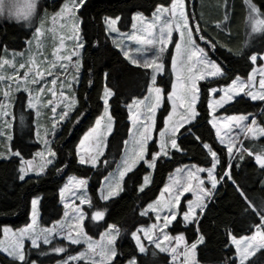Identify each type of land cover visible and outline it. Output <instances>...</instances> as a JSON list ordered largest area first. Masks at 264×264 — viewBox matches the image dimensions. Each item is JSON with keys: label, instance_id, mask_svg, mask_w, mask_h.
<instances>
[{"label": "trees", "instance_id": "trees-1", "mask_svg": "<svg viewBox=\"0 0 264 264\" xmlns=\"http://www.w3.org/2000/svg\"><path fill=\"white\" fill-rule=\"evenodd\" d=\"M58 1L61 0H55L54 3ZM171 2L172 0H84L77 12L80 38L85 46L81 51L76 107L55 131L50 147L56 157L42 175H31L21 181V158L14 155L0 159V236L5 226L18 229L29 223L30 203L34 197H39V222L42 227H49L59 220L62 216L59 190L67 177L74 176L88 181L91 198V207L86 210L88 214L96 211L105 213L104 218L94 224L89 218L85 220L87 234L95 238L110 225H115L119 230L116 240L117 256L113 264H125L132 258L138 264H173L169 255L152 245H147L145 252L139 253L132 233L152 221L150 215L144 216L141 213L156 199L170 173L188 164L210 166L211 156L203 148L202 140L217 152L220 160L218 177L223 176L226 166L230 165L235 184L228 180L219 183L196 223L185 225L179 217L168 231L172 235H183L188 245L198 242L200 236H203V242L198 243L195 250L198 264H239L230 242L231 237L239 239L251 236L259 228L261 220L247 208L235 185L238 184L247 193L257 209L264 210V169L254 159L255 154L264 153V136L256 140H245L243 151L229 159L209 123V90L212 87H226L237 77L247 78L254 67L250 57L264 54V30L252 35L247 22L250 7L264 14V0H185L196 40L207 48L209 57L221 67L222 75L199 83L196 105L198 115L193 123L179 132L177 143L180 150H172L169 156L158 158L151 171L143 163L137 165L123 179L122 190L116 197L106 201L98 197L101 182L116 167L128 137L127 107L146 95L150 81V71L130 64L114 45L106 32L105 18H118L117 29L127 32L135 14L149 17L157 7L168 6ZM32 24L14 20L0 22V62L8 52L24 48L25 42L32 35L34 23ZM170 56L171 49L165 58L164 72L157 79L164 94L169 93L172 82ZM106 88L113 93L109 99L113 130L107 139L103 155L93 168L78 163L76 149L81 136L102 111L101 98ZM24 97L23 92H18L13 101L14 121L10 145L12 152H19L23 160L27 161L38 151L39 144L35 137L34 118L32 112L25 107ZM167 111L168 104L165 102L158 119L161 120ZM217 114L253 115L257 124L264 126V102H254L244 96L226 104ZM154 150L155 145L151 143L149 152ZM250 152L253 155H249ZM146 175L151 177L150 183L140 191ZM56 247H63L66 251L57 254L53 251ZM79 248L80 246L56 241L40 245L39 248L25 243L23 251L27 264H55L64 255L76 252ZM0 264L24 262L0 252ZM245 264H264V249L256 251Z\"/></svg>", "mask_w": 264, "mask_h": 264}, {"label": "rangeland", "instance_id": "rangeland-1", "mask_svg": "<svg viewBox=\"0 0 264 264\" xmlns=\"http://www.w3.org/2000/svg\"><path fill=\"white\" fill-rule=\"evenodd\" d=\"M54 2L55 0H35L36 7L32 10V13L29 16V19L26 21L22 19L18 21V22H23L26 24L34 23L31 37L25 42L24 48L22 50L15 51V52H8L5 56L2 57L1 62H0V64H3L4 60L10 61V63L7 66L0 67V76L6 77L5 80H0V103H2L5 106L3 112L7 113V115H5L3 114V112H0V125H2L4 121L8 122L7 127L0 129V131H4L6 133L5 135L0 136V159L9 158L10 154L14 153L11 150V145H10L11 139L8 138V137H12L11 132H12V125L14 121V116L12 114L13 101L16 98V95L18 92H23L25 94V97H24L25 107L26 109L32 112V115L34 118L33 120H34V125H35V137H36L37 143L39 144V149L30 160L21 161V167L23 166L25 167V169H27L29 166H31L32 168H35L37 171L39 170V167L44 164L45 160L49 158L47 152H45L43 157L37 156V153H40L44 150L43 140H48L51 143L54 137L53 135L55 131H57L61 127V125L65 122V120L69 117V115L73 111V109H68L69 111L68 117L62 121L59 120V115L65 111L66 101L64 97H67L69 95V92L74 93L76 97V89L78 85V82H76L74 83L73 88L68 89L67 87L62 88L59 82L53 85L51 81L53 79H57L58 81H64V80L72 81L73 76H75L78 81L80 79V71H81V51L82 49L77 48L75 56L73 57V61L79 60L78 66L75 63H71L69 65L70 70L67 73H65L63 69H60L59 67H57L54 74L52 76L45 75V77L43 78V80H41L39 85L31 83V78L36 74V71L38 68L41 71H43L45 68L52 66V63L56 61L57 56L67 55L72 52L73 46L77 43V40L67 39L69 35H78L79 40H81L80 32H79V27H80L79 18L75 20V27L76 29H78V33H74L73 32V21L70 19H67V13L61 16L56 15L57 13L60 12L66 0H61L56 3ZM172 2L168 6H164V7L171 8ZM20 7L23 12H27L28 10L27 0H20ZM79 9L80 7L78 6L75 10L74 15L76 17H78L77 12L79 11ZM155 12L156 10L149 17H144L140 14H135L132 17L131 27L129 31L127 32L119 31L117 29V24H116L115 27L117 31L109 33L107 25L105 24L106 32L108 36L111 38V40L113 41L114 45L120 51L122 56L130 64L134 66H141L144 64L145 61H152L156 59L157 55L159 54V48H160V44H159V39H160V34H161L160 30L161 28L165 27L166 22H170L172 25V32H173L172 39L174 42L168 44L164 53L162 54V62L165 66V58L168 54L169 49H171L170 72L172 76V82H171L170 91L168 94H164L162 87L157 84L158 76L162 75L164 70L163 72L153 73L152 68L150 67L147 68L150 71V81H149L147 93L143 98L134 100V101H144V103L142 105L141 104L133 105L131 112H130L129 107H127V112L129 116L128 118V122H129L128 137L124 143V147H123L120 159L118 160L116 167L114 168L113 171L107 174L106 177H104L101 182L100 188L98 190V197L100 200L106 201L105 198L108 195H112L108 198L110 199L112 197H116L120 193L122 189L123 180L120 179L119 173L120 171L124 170V162L128 160L130 157H132L134 152L139 151L137 141H139L142 138V133L144 132V127H145L144 121L147 120L148 118V108L152 106L153 104H156L157 102L156 101L157 94L155 93V91L153 90L152 92H149V86L152 84V80H151L152 75L153 74L156 75L157 79L155 82V87L160 88L161 92L159 94L160 96L159 107L157 108L156 114H155L156 115L155 124H153L149 128V131H148V135L151 137V139L148 142V151L146 153V159L149 161L151 160L153 154H156L158 151H160L159 146L165 140L169 141L168 146L170 148V135L171 134L169 133V135L161 136L160 135L161 132H164L166 128L168 129H171L174 127L178 128L179 130L175 133V138L177 139L179 132L183 128L189 125V124H186L184 127H179L178 122L180 121L182 115L187 114L186 107L188 104V98L190 97V85H191L190 77H192L193 75H198L201 72H206V71L211 70L210 65L206 64L205 62H202L200 60L199 55L192 57L191 60L188 59L191 52L195 51V49L192 47V43H190L189 41L194 42L197 47L205 48V46L201 43V41L196 40V36H195L196 32L193 30V27H192L193 25L191 23V17L189 15V10L187 9V4L185 3V0L183 4V12H184V15L188 18L189 29H191V31L184 30L183 36L181 35V31L177 30L178 28L183 27V22H181L178 25L176 19L172 18L168 14L161 15L160 20H154L153 17H154ZM9 20L17 21L16 19L9 18L7 13H5L4 15H0V22L9 21ZM247 22H248L249 31L252 35H257L264 30V14H260L253 7H250ZM149 23H153L155 26L152 28H149L148 27ZM37 27H41L44 33L39 38V40L34 39L35 29ZM254 28H255V31H254ZM129 37H135V38L130 39ZM62 38H63V44L61 43ZM142 39L143 40L152 39L155 41V43L153 44L143 43L141 42ZM30 41H31V45L29 44ZM176 43L181 44L180 50L176 49L175 47ZM125 52L128 53V58L125 57L124 55ZM261 57H264V54L261 55ZM174 58H175V63L173 62ZM208 58L213 63H216L209 57V55H208ZM132 61H135V63H133ZM21 64H26L27 66L21 69L20 68ZM77 67H78V71H77ZM29 69H31V71H29ZM25 72L29 73L28 78H25L23 76ZM261 72H264V58L254 63L253 70L247 76V78L245 79L240 78V79L247 82L248 77L252 75L254 77V80L252 82L253 84L252 90L256 91L259 89V79H260ZM212 78H215V77H209L206 80H209ZM200 82L202 81H195L198 87H199ZM17 84H19V88H17ZM42 88L45 90L41 91ZM222 88H225V87H222ZM49 89L54 90L57 94L53 96L52 92L48 91ZM61 91H63L64 97L60 96ZM5 93H7V97H5ZM173 93L175 94L174 95V101L176 105L175 113H173V100L168 99V96ZM223 94H224L223 92L216 94L215 99H219L220 96H222ZM110 97L108 99H110ZM30 99L32 100V104H33L31 108H29ZM212 100H213V97L211 96L209 105L212 102ZM49 101H52L51 106L48 105ZM165 102H167L168 104V111L164 116L161 117V120H159L158 115H159V112H161ZM197 102H198V99L196 101V105H197ZM130 104H132V102ZM180 105H185V107H181ZM52 107L56 108L55 114L51 110ZM220 109L221 108L210 109V120L209 121H212L213 123L217 124V127H213L212 123H210L212 129L214 130L217 141L219 142L220 145H222L219 139L217 138L216 132H217V128H220L222 132L224 131L223 125L225 121L222 118L226 116L217 114ZM104 114H105V107H104L103 100H102V111L100 115L96 117L91 127H89L88 130L81 136L78 142V145L80 144V141L85 137V135L88 134L90 130L96 126V120L100 118L101 116H104ZM130 114H139L140 120L134 123L133 120L130 119ZM108 115L111 117L109 105H108ZM234 116H239V115H234ZM249 116H252L255 119V116L253 115H249ZM169 117L171 118L170 120H169ZM217 117L221 119L217 121L216 119ZM195 120H193L191 123H193ZM57 122H58V126L56 130L54 132L51 131V129L53 128V124ZM246 123L250 124V121H247ZM112 130H113L112 117L110 121L107 118H105V120L102 122V126L100 129V132H102L103 135L100 137V139H97V135L93 134V136L90 138V140L86 144V147H90L91 149H93L91 153L92 155H98V153L95 152V149L97 146H99V152L104 153L106 149L107 139L109 135L111 134ZM243 132L244 130L242 128H236L235 126H233L232 131L228 133V136L225 137L226 144L222 145L225 148L226 152H227V146H226L227 140L230 137H233L239 134V139L240 141H242V143H240L238 146L242 149H243V142L245 140H256L260 137H263V136H253L250 133L247 135H244ZM37 133H39V135H37ZM151 143L155 145V150L152 152H149V147ZM240 153L241 152L237 151L235 152V155L231 157L227 153V156L229 159H233L236 155ZM102 155H99V159L101 158ZM76 156H77V149H76ZM160 157H167V156H160ZM99 159L96 161V165ZM254 159H255V156H254ZM77 160L79 163L78 156H77ZM25 162H31V165H28ZM140 163H143V162H140ZM82 165L93 167L92 164L90 163L82 164ZM48 166L44 168L43 173L45 172ZM196 168H199V167L195 165H191V164L176 168L172 173L168 175L166 179V183L160 190L156 199L150 202L144 208L142 212H144L150 204H156L158 201L160 202L171 201L172 197L168 193H164V189L166 187L172 188L174 192H182L183 186L188 183H191L193 185V190L183 194L179 208L176 209L178 213V218L180 217V219L184 222V224L188 225L183 220V213L187 210L189 201L195 202L196 196L199 195V190L197 188L198 181L197 180L190 181L188 179L187 174L189 170L195 171ZM149 169L150 171L152 170V168H149ZM31 175L37 176L35 171H31V172H28L26 177L31 176ZM197 175L201 179H204L206 182L208 181L206 172L197 173ZM215 175L218 177L217 168L215 169ZM80 180L87 181V179L77 178L74 176H69L64 180L59 190V203L62 208V216L59 220L52 223L49 227H42L39 222V217H40L39 209H38L39 197H34L33 199L38 200V204L36 207L37 215L35 217V227L29 229V226L33 224V208H32L33 199H32L30 203L29 223L18 229H12L8 226L3 227L2 234L0 236V242H3V243L0 244V247L10 248L11 245L15 241H18V240H20L24 245L25 243H28L32 247L31 239L29 238L30 236H34L35 234H40L42 230L45 228L53 229L55 227V231L52 234V236L51 234H49V238L51 239L52 242L63 241L72 246H80V248L76 252L64 255V257L60 259V261L56 262L55 264H64V262L66 260H69L70 257L80 256L81 253H86L85 258L72 260L71 264H77L78 262L93 264V261H95V264H101L102 257L100 253L106 250L107 247H109L107 243V238L105 237V233L108 232L109 226L105 231L97 235L95 238L87 234L85 226H84L85 220L89 218L92 224H94V222H97V221H93L91 219V215L94 212H91L88 214V212L86 211L87 209H90L89 204L85 203L83 205H80V200L77 199V196H85L91 203L90 194L88 192V181L86 185H84L83 187H80L78 186V183H76ZM176 181H179V183H176ZM205 187L210 188L211 187L210 182L206 183ZM66 188L70 192H75L76 196L70 195L69 191H66L65 196L62 197L61 191ZM215 190H213V193L215 192ZM212 196L204 197L205 206L210 201ZM73 203H75L76 205H79L82 208V210L86 213V219L83 221V231H84L85 237L88 238L91 244L93 245L95 249L94 251L89 249V243L87 242H82L80 244H71L67 240V234L69 232L72 233L73 238H76L75 235H77V232L80 231L78 227L77 229L75 227L76 221L72 214V208L70 207V205ZM65 212L69 213L67 217L65 216ZM167 212H168V208L165 207L162 211L149 212L148 214L144 215V216L150 215L151 220H152L149 225L138 228V229H143L142 232L138 233V236L141 239V243L145 247V250H146L147 245H152L157 250L169 255L173 264H174L173 262L174 257H177L175 264H198L196 261L195 252L191 250L192 244L191 245L187 244L188 245L187 248H185L184 246V243L186 242L177 245V241H175L174 239L177 235H172L168 231L171 225L176 220L169 227L164 228L162 217L163 215L167 214ZM200 214L201 213L198 214V217ZM157 215L161 216V219H157L156 218ZM153 224L158 225V228L153 229L152 227ZM4 229H9L10 231L5 233ZM25 230H29L28 235H25L23 236V238H21V233L24 232ZM257 230L258 228L256 229V231ZM256 231L251 236H253L256 233ZM167 235L169 237H172L173 239L169 241L166 238ZM63 236H66V239L62 238ZM81 238L82 240L84 239L83 237ZM132 239L136 245L138 252L142 253L139 251L137 242L133 238V236H132ZM116 240L117 238L112 244V246L115 248V251H116ZM230 242L235 250V253H236L235 257L237 259V262L240 264V258L237 254L236 246L235 244L232 243V239L230 240ZM40 245H44L42 241ZM173 249H176L177 252H173ZM258 250H260V248H253L251 253L248 255V258L251 257V255H253ZM1 253L13 259V257L9 255L7 252H1ZM57 254H63V253H57ZM133 259L134 258L130 260H133ZM130 260H128L125 264H129ZM105 264H107V261H105Z\"/></svg>", "mask_w": 264, "mask_h": 264}, {"label": "snow or ice", "instance_id": "snow-or-ice-1", "mask_svg": "<svg viewBox=\"0 0 264 264\" xmlns=\"http://www.w3.org/2000/svg\"><path fill=\"white\" fill-rule=\"evenodd\" d=\"M83 2H84V0H66L65 4L62 6L60 12L56 14L57 16H61L65 13H67V19H70L73 21V32L74 33H78V29H76V27H75V20L78 19V17H76L74 15V13H75V10L78 6L79 7L83 6ZM183 4H184V0H173L171 8L160 6L156 9V12L154 14L153 19L154 20H160L161 15L168 14L172 18L176 19L178 25L181 22H183V27L177 29V30L181 31V35L183 36L184 30L191 31V29H189L188 18L184 15V12H183ZM35 7H36L35 0H27V9L28 10H27V12H23L21 10V7H20V0H0V15H4L5 13H7L9 18L16 19L17 21H19L21 19L26 21L29 19V16L31 15L32 10ZM117 22H118V18H116V19L105 18V24L107 25L109 33L117 31V29L115 27ZM154 26L155 25L153 23L148 24L149 28H152ZM198 30L199 29H197V31ZM254 31H255V28H254ZM160 33L161 34H160V39H159V44H160L159 54L157 55L156 59H154L152 61H145L144 64L141 65L144 68H149V67L152 68L153 73L163 72L164 64L162 62V54L164 53L167 45L174 42L172 39V37H173L172 25L170 22H166L165 27L161 28ZM43 34L44 33L42 31V28L37 27L35 29L34 39L39 40V38ZM129 38L133 39L135 37H129ZM67 39H69V40L76 39L77 40V43L73 46L72 52L67 54V55L57 56L56 61L52 63V66L45 68L43 71H41L38 68L36 71V74L31 78V83L39 85L41 80H43V78L45 77V75L52 76L54 74V72L56 71L57 67H59L60 69H63L65 71V73H67L70 70L69 65L71 63H75L77 66L79 65V60L73 61V57L75 56L77 48L82 49L85 46L84 42L79 40L78 35H69L67 37ZM201 39H204L203 36H201ZM141 42L147 43V44L155 43V41L152 39H148V40L142 39ZM189 42L192 43V47L195 49V51L191 52L188 59L191 60L192 57L199 55L200 60L202 62H205L206 64L210 65L211 70L206 71V72H201L198 75H193L192 77H190L191 85H190V97L188 98V104L186 107V113L187 114L181 116V119L178 122L179 127H184L186 124H191V122L193 120H195V118L198 115V113L196 111V101H197L198 95H199V87L195 83V81H203L209 77H217V76L222 75L221 67L218 66L217 63H213L208 58L209 53H208L207 48L206 47L205 48L197 47L194 42H191V41H189ZM61 43L63 44V38L61 40ZM29 44L31 45V41L29 42ZM175 47L177 50H180L181 44L176 43ZM124 55L126 58H128L127 52H125ZM262 58H264V57H261L259 55H253L250 57V59L253 63H256L257 61H259ZM132 62L135 63V61H132ZM173 62L175 63V58H174ZM9 63H10V61L4 60L3 64H0V67L7 66ZM26 66H27L26 64H21L20 68L23 69ZM29 71H31V69H29ZM77 71H78V67H77ZM23 76L25 78H28L29 73L25 72L23 74ZM5 79H6V77L0 76V80H5ZM156 79H157L156 75L153 74L151 77L152 84L149 86V92H152L153 90L155 91V93L157 94V96H156L157 102H156V104H153L152 106H150L148 108V118H147V120L144 121V125H145L144 132L142 133V138L139 141H137L139 151L134 152L133 156L124 162V170L120 171V173H119L121 180H123V178L125 177V175L127 173L132 172L140 162L145 163L147 165V167H149V168H154L155 164L157 162V159L160 156H169L171 154L170 150H180V147L177 143V139L175 138V133L179 129L175 128V127L171 128V129L166 128L164 132L160 133V135L165 136V135H169V133L171 134L170 135V148L168 146L169 141L165 140L159 146L160 151H158L156 154H153L150 161L146 159V153L148 151V142L151 139V137L148 135V131H149V128L153 124H155V120H156L155 114H156L157 108L159 107V99H160L159 94L161 92L160 88L155 87ZM253 80H254V77L252 75H250L248 77L247 82H245V81L241 80L239 77H237L235 80H233L225 88H219V87L210 88L209 95L213 97V100L210 103L209 108L210 109L222 108L228 102L234 101L237 97H239L241 95L248 97L252 101L264 102V72H261V74H260L259 89L256 91L252 90L253 89V84H252ZM58 82L61 84L62 88L67 87L68 89H71V88H73L74 83H76L78 81H77V78L75 76H73L72 81H67V80L58 81L57 79H53L51 81V83L53 85L57 84ZM17 88H19V84H17ZM44 90L45 89H43V88L41 89V91H44ZM48 91H51L53 96H55L57 94L54 90L49 89ZM221 92H223L224 94L222 96H220L219 99H215V95L219 94ZM112 95H113V93L109 89L106 88L104 90V94H103L101 99L103 100V104L105 107V114H104V116H101L100 118H98L96 120V126L93 127L88 134L85 135V137L80 141V144L77 146V156H78L80 164H89L90 163V164H92L93 167H95L96 161L99 159V155L103 154V153L99 152V146H97L95 149V152H97L98 155H92L91 153H92L93 149H91L90 147H86V144L90 140V138L93 136V134H96L97 139H100V137L103 135V133L100 132L102 122L105 120V118H107L109 121L111 120V117L108 115V105H109V99L108 98ZM174 95L175 94L173 93V94H170L168 96L169 100H173V113H175V107H176L175 101H174ZM60 96L64 97L63 91L60 92ZM5 97H7V93H5ZM64 99L66 101L65 111L59 115L60 121L66 119L68 117V115H69L68 109H74L76 107V97H75L74 93L69 92V95L67 97H64ZM143 103H144V101H133L132 104L128 105L130 112H131L133 105H135V104H141L142 105ZM48 105L51 106L52 101H49ZM32 106H33L32 100L30 99L29 108H31ZM180 106L185 107V105H180ZM4 107L5 106L2 103H0V112H3ZM51 110L54 114L56 113L55 107H52ZM3 114L7 115L6 112H3ZM130 119H132L133 122L136 123L137 121L140 120V115L139 114H130ZM170 119L171 118L169 117V120ZM216 119H217V121H219L221 118L217 117ZM222 119L225 121V123L223 125L224 131L222 132L220 128H217V132H216L217 138L219 139V141L222 145L226 144L225 137L228 136V133H230L232 131L233 126H235L236 128H242L244 130V132H243L244 135H247L250 133L253 136H264V126H259L257 124V120L254 119L252 116H249V115L226 116V117H223ZM247 121H250V124L246 123ZM166 123H167V121H166ZM209 123H212L213 127H217L216 123H213L212 121H209ZM7 126H8V122L4 121V123L2 125H0V129L5 128ZM57 126H58V122L54 123L51 131L54 132L56 130ZM5 134L6 133L4 131H0V136H3ZM37 135H39V133H37ZM8 138L11 139V137H8ZM43 142H44V150L40 153H37V156L43 157L45 152H47L49 158L47 160H45L44 164L39 167L38 171L35 168H32L31 166H29L27 169H25V167L22 166L20 169L21 174L19 176L21 181L25 180L28 172L35 171L37 175H40L43 173L44 168L46 166L54 163V158L56 157V153L50 147V142L48 140H43ZM240 143H242V141H240V139H239V134L236 136L230 137L227 140V145H226L227 146V153L229 154L230 157L235 155V152H237V151H239V152L243 151V149L238 146ZM201 144H202L203 148L208 150V154H210L212 159L209 161L210 167H199V168H196L195 171H191V170L188 171V174H187L188 179L190 181L191 180H197L198 181L197 188L199 190V195L196 196L195 202H193V201L188 202L187 210L183 213V220L186 222V224L196 223L198 214L203 213L205 211L204 197L212 196L213 190H215L217 188L219 183H222L225 180H228V181H231L232 183L235 184V181L232 178L230 165L226 166V170H225L223 176L217 177L215 175V169L220 164V160H219V157L217 155V152L214 151L207 143H204L202 140H201ZM12 155L20 157L21 160L23 161V157L21 156V154L19 152L11 153L9 158H11ZM249 155H253V153L250 152ZM255 160H256L257 164L260 165L261 169H264V153L255 154ZM25 163H27L28 165H31V162H25ZM205 172L207 173V177H208L207 182L204 179H201L197 175V173H205ZM150 180H151V177L149 175H146L144 177L143 185L140 187L139 190L143 191L144 188L147 187L148 184L150 183ZM208 182H210V185H211L210 188L205 187V184ZM70 183H72V182H70ZM76 183H78V186L83 187L84 185H86L87 181L80 180ZM176 183H179V181H176ZM235 186L237 188L239 195L246 202L247 208L250 209L252 213L258 215L260 217V220H261L259 228L253 236L242 237L240 239H237L235 236L231 237L232 243L235 244L237 254L240 258V264H245V261L248 259V255L251 253L253 248L264 249V210L257 209L255 202L248 197L247 193L238 184H236ZM192 190H193V185L191 183L184 185L182 192H174L172 188L166 187L164 189V193H168L172 197L171 201H167V202L158 201L156 204H150L148 206V208L144 212L141 213V215L148 214L149 212L162 211L165 207H167L168 212H167V214L163 215V217H162L164 228H167L178 218V213H177L176 209L179 208L183 194L190 192ZM66 191H69V190L66 188V189L61 191L62 197L65 196ZM69 194L76 196L75 192L69 191ZM116 194H118V193H116ZM162 195H163V193H162ZM110 196H112V195H108L105 198V200H107ZM77 199L80 200V205L88 203L89 207H91L90 201L85 196H77ZM37 204H38V200L33 199L32 200L33 224L29 226V229L35 227V217L37 215V213H36ZM70 207L72 208V214H73L75 221H76L75 227H76V229L78 227L80 229V231L77 232V235H75L76 238H73L72 233L69 232L67 234V240L71 244H80L82 242H87V243H89V249L94 251L95 249H94L93 245L91 244L90 240L85 237L84 231H83V221L86 219V213L82 210V208L79 205H76L75 203L71 204ZM68 215H69V213L65 212V216L67 217ZM104 215H105V213L103 211H96V212L92 213L91 219L93 221H100L104 218ZM156 218L161 219V216L157 215ZM61 227H62V225H61ZM152 227H153V229H156V228H158V225L153 224ZM9 231H10L9 229H4L5 233H7ZM28 231L29 230H25L24 232H22L21 238H23V236H25V235H28ZM54 231H55V227L53 229L45 228L42 230V232L40 234H35L34 236H30L29 238L31 239L32 247L39 248L41 241L44 245L50 244L52 241L49 238V234H51V236H52ZM142 231H143V229H137V231L132 233V236L137 242V246L139 248V251L143 253L145 251V247L141 243V239L138 236V233L142 232ZM118 234H119L118 228L115 225H110L108 232L105 233V237L107 238V243H108L109 247H107L106 250H104L100 253V255L102 257L101 264H105V261H107V264H113L114 258L117 255V253L115 251V248L112 246V244L115 241V239L117 238ZM81 237H83L84 239L82 240ZM62 238L66 239V236H63ZM166 238L169 241H171L173 239L172 237H169L168 235L166 236ZM174 239H175V241H177V245L185 242V237L183 235H178ZM202 242H203V236H200L198 242L193 243L191 245V250L193 252H195V250L198 247V243H202ZM2 243L3 242H0V244H2ZM184 246H185V248L188 247V245L186 243H184ZM23 249H24V244L20 240H18V241H15L11 245L10 248L0 247V252H7L9 255H11L13 257L14 260L18 259L19 261L24 262V264H27L26 254L24 253ZM53 251L57 252V253H63L66 251V249L63 247H56L53 249ZM173 252H177V250L173 249ZM85 256H86V253H81L80 256H72L69 258V260H66L64 262V264H71L72 260L84 259ZM176 258L177 257L173 258L174 264H175ZM93 264H95V261H93ZM129 264H138V261L133 259V260L129 261ZM233 264H234V262H233Z\"/></svg>", "mask_w": 264, "mask_h": 264}]
</instances>
